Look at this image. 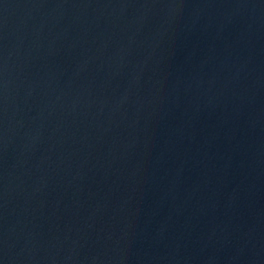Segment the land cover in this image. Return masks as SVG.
<instances>
[{
	"label": "water",
	"instance_id": "obj_1",
	"mask_svg": "<svg viewBox=\"0 0 264 264\" xmlns=\"http://www.w3.org/2000/svg\"><path fill=\"white\" fill-rule=\"evenodd\" d=\"M0 264H264V0H0Z\"/></svg>",
	"mask_w": 264,
	"mask_h": 264
}]
</instances>
